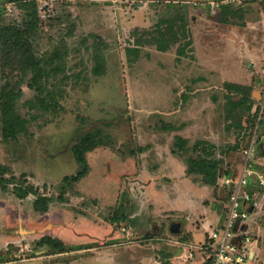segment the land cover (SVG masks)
I'll use <instances>...</instances> for the list:
<instances>
[{
  "label": "rangeland",
  "instance_id": "obj_1",
  "mask_svg": "<svg viewBox=\"0 0 264 264\" xmlns=\"http://www.w3.org/2000/svg\"><path fill=\"white\" fill-rule=\"evenodd\" d=\"M35 1V52L58 56L62 67L43 80L55 105L45 106L52 98L25 80L16 107L28 130L13 140L0 133V164L10 169L0 182V264H97L92 253L76 259L81 239H143L153 253L156 243L196 239L197 231L207 239L236 189L224 176L236 182L248 164L264 175V14L257 13L264 0H229L232 8H215V0ZM19 2L0 0V26L23 23L28 12ZM181 23L188 37L176 42ZM99 59L104 73L95 75ZM17 81L2 76L0 60V101ZM89 131L106 143L88 153L92 177L66 188L63 177L78 169L72 147ZM203 159L218 163L215 185L188 173L190 161ZM259 190L242 230L264 260V185ZM38 198L47 211L34 208ZM43 237L73 244L39 246Z\"/></svg>",
  "mask_w": 264,
  "mask_h": 264
},
{
  "label": "trees",
  "instance_id": "obj_2",
  "mask_svg": "<svg viewBox=\"0 0 264 264\" xmlns=\"http://www.w3.org/2000/svg\"><path fill=\"white\" fill-rule=\"evenodd\" d=\"M19 7L23 11H27L28 15L24 18L22 24L13 23L9 25L0 26V49H1V69L2 76L8 81L12 75H18V84L20 85L19 89L16 90L13 88L3 89V93L0 101V133L5 140L17 139L21 134L25 133L28 130V119L24 117L16 107V101L22 94L21 85L28 80V86L32 89L38 91V93H46L52 99L50 104L45 105L54 106L55 94L53 91L46 88L43 80H47L51 77L52 74H57L62 67L59 63L58 56L44 57L39 56L34 49L33 37L38 29L39 25V12L37 2L35 0H20ZM227 8H232V3L222 6ZM223 16V15H222ZM222 18V17H221ZM179 22H182L180 18H176ZM174 19L171 21V25H174ZM175 27V26H174ZM181 30L175 29L176 33L172 34L175 38V41L178 37L187 38L188 33L186 27L181 23ZM163 34L161 40L158 41V47L161 50H165L166 46L163 41H165L167 34ZM180 40L176 41L179 42ZM187 45H192V41H188ZM185 46L179 50V54H185ZM95 75H102L104 73V68L100 65V59L98 64L93 68ZM29 77V78H28ZM227 88L237 89L238 85L226 84ZM245 88H243L244 90ZM243 103L249 99L248 95L245 93ZM45 100L43 103L45 104ZM234 106H239L241 101H231ZM106 141L100 138L99 135L89 131L79 138V140L72 147V152L74 158L78 164V169L76 173L66 175L61 181V185L69 188V185L74 182H80L85 178L90 172V156L89 152L94 151L97 147L105 145ZM187 143L186 139L178 136L176 145L179 149H183L184 145ZM198 142L197 145L201 144ZM218 163L207 161L205 159L200 160V163L195 161H190L188 163V173H203L204 182L208 185H215L218 178ZM10 169L7 165L0 164V182L4 178L5 174L9 173ZM35 189L37 187L35 186ZM33 187L24 189L18 196L20 198H26L32 193ZM224 191V196L226 189ZM229 193V192H228ZM47 195L41 197L42 201L47 200ZM228 197V196H226ZM40 199L38 198L35 201L34 208L47 211L46 208L42 209L40 206ZM225 201V200H224ZM52 238V237H51ZM49 239V237H43V239H38L39 246L45 245L46 243L54 245L56 248L61 250L67 249V245L61 239L55 241V239ZM208 240V237H207ZM70 249V247H69Z\"/></svg>",
  "mask_w": 264,
  "mask_h": 264
},
{
  "label": "crops",
  "instance_id": "obj_3",
  "mask_svg": "<svg viewBox=\"0 0 264 264\" xmlns=\"http://www.w3.org/2000/svg\"><path fill=\"white\" fill-rule=\"evenodd\" d=\"M222 5L233 3L229 0H215ZM241 2V0H239ZM249 4L246 0H242V5ZM254 4V3H252ZM252 9H250L251 11ZM258 14H264L263 11H259L257 9ZM260 17H264V15H260ZM194 35H198V31H196V26H194ZM195 42L194 46L199 47V39ZM193 44V41H192ZM198 50V49H197ZM90 166H91V158H90ZM91 171L84 178H91ZM185 179V178H183ZM257 207V202L255 203V208ZM173 212H180L179 210H171ZM78 221V218L76 219ZM213 221H217V218L213 219ZM216 222V223H217ZM79 225L84 223H80ZM214 223V222H213ZM78 225V226H79ZM126 229V228H124ZM201 229V228H200ZM128 234H131V230L126 229ZM196 239H176L174 241L169 240L163 242H159L155 244V247L159 249H155V252H151L149 243H145L143 239H90L87 242H76L81 245V248H77L76 251V259L92 253L91 259L96 261L97 264H206V256H208V249L203 248V245L208 241L207 239H203V235L205 232L197 231ZM121 233V232H120ZM125 234V233H124ZM202 235V236H201ZM201 236V237H199ZM68 244H73L69 242L71 239H61ZM257 239H253L251 248H256L257 244L253 243ZM90 244L88 246H84V244ZM96 243V244H95ZM95 244V245H93ZM161 248V249H160ZM159 250V251H158ZM255 256L257 257V250H253ZM258 259V258H257ZM91 260V261H92ZM259 260V259H258ZM261 264H264V260H259Z\"/></svg>",
  "mask_w": 264,
  "mask_h": 264
},
{
  "label": "built area",
  "instance_id": "obj_4",
  "mask_svg": "<svg viewBox=\"0 0 264 264\" xmlns=\"http://www.w3.org/2000/svg\"><path fill=\"white\" fill-rule=\"evenodd\" d=\"M210 4L215 8L220 6L217 1ZM224 179L226 184L236 183V189L229 191L225 218L209 232L208 241L203 245L208 249L206 264H261L251 248L253 239L242 226L250 218L253 201L264 185V175L248 164L236 182L226 175Z\"/></svg>",
  "mask_w": 264,
  "mask_h": 264
},
{
  "label": "water",
  "instance_id": "obj_5",
  "mask_svg": "<svg viewBox=\"0 0 264 264\" xmlns=\"http://www.w3.org/2000/svg\"><path fill=\"white\" fill-rule=\"evenodd\" d=\"M178 226H179V224H174V225L171 227V230H176Z\"/></svg>",
  "mask_w": 264,
  "mask_h": 264
}]
</instances>
